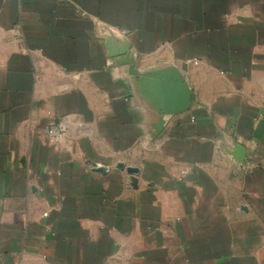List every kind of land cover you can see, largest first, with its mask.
Returning a JSON list of instances; mask_svg holds the SVG:
<instances>
[{
    "label": "crops",
    "instance_id": "1",
    "mask_svg": "<svg viewBox=\"0 0 264 264\" xmlns=\"http://www.w3.org/2000/svg\"><path fill=\"white\" fill-rule=\"evenodd\" d=\"M0 264H264V0H0Z\"/></svg>",
    "mask_w": 264,
    "mask_h": 264
},
{
    "label": "built area",
    "instance_id": "2",
    "mask_svg": "<svg viewBox=\"0 0 264 264\" xmlns=\"http://www.w3.org/2000/svg\"><path fill=\"white\" fill-rule=\"evenodd\" d=\"M65 132L66 129L63 125L48 130L49 136H51L54 140L59 139Z\"/></svg>",
    "mask_w": 264,
    "mask_h": 264
}]
</instances>
